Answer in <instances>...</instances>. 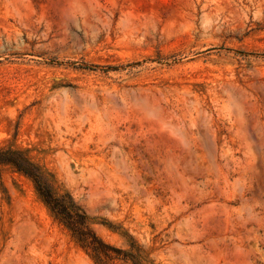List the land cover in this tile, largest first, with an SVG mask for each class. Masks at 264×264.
<instances>
[{
    "label": "rangeland",
    "instance_id": "obj_1",
    "mask_svg": "<svg viewBox=\"0 0 264 264\" xmlns=\"http://www.w3.org/2000/svg\"><path fill=\"white\" fill-rule=\"evenodd\" d=\"M0 148L146 264H264V0H0ZM92 254L0 164V264Z\"/></svg>",
    "mask_w": 264,
    "mask_h": 264
},
{
    "label": "trees",
    "instance_id": "obj_2",
    "mask_svg": "<svg viewBox=\"0 0 264 264\" xmlns=\"http://www.w3.org/2000/svg\"><path fill=\"white\" fill-rule=\"evenodd\" d=\"M3 163L11 164L17 171L31 178L37 192L52 212L61 218L80 242L90 247L96 264H112L108 260L126 258L133 260L134 264H146L137 251L126 252L114 248L99 238L88 226L86 213L72 202L67 201L64 196L56 195L36 165L21 150L0 148V164Z\"/></svg>",
    "mask_w": 264,
    "mask_h": 264
}]
</instances>
